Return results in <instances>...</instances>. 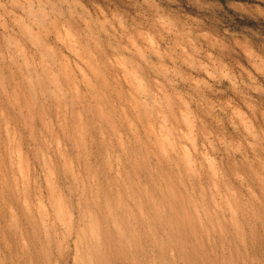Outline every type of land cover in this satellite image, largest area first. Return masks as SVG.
<instances>
[{"label": "rangeland", "instance_id": "obj_1", "mask_svg": "<svg viewBox=\"0 0 264 264\" xmlns=\"http://www.w3.org/2000/svg\"><path fill=\"white\" fill-rule=\"evenodd\" d=\"M76 256L264 264V0H0V264Z\"/></svg>", "mask_w": 264, "mask_h": 264}, {"label": "bare ground", "instance_id": "obj_2", "mask_svg": "<svg viewBox=\"0 0 264 264\" xmlns=\"http://www.w3.org/2000/svg\"><path fill=\"white\" fill-rule=\"evenodd\" d=\"M113 210V209H112ZM112 212V211H111ZM114 212V211H113ZM112 214V213H111ZM115 215V214H114ZM113 216V215H112ZM116 218V216L115 217H113V220H114V222L116 223V227H117V229H118V232L119 233H121V234H125L124 233V230H123V227H121L120 226V222L118 223V221H117V219H115ZM82 225H80V227H81ZM80 229V228H79ZM81 231H82V229H80ZM122 230H123V233H122ZM83 231H84V229H83ZM83 231H82V233H83ZM79 240H80V235H79ZM80 242V241H79ZM75 243H78V239H77V242H75ZM74 243V244H75ZM129 243V242H128ZM75 245H77L78 246V244H75ZM132 245V244H131ZM76 247V246H75ZM131 247V246H130ZM77 248V247H76ZM79 248V247H78ZM78 250V249H77ZM77 254V253H76ZM77 257H79V256H76V258L74 257V259L76 260V262H75V264H79V261H78V259H77ZM77 261H78V263H77Z\"/></svg>", "mask_w": 264, "mask_h": 264}]
</instances>
